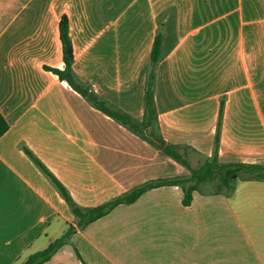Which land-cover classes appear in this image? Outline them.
I'll list each match as a JSON object with an SVG mask.
<instances>
[{
    "label": "crops",
    "instance_id": "1",
    "mask_svg": "<svg viewBox=\"0 0 264 264\" xmlns=\"http://www.w3.org/2000/svg\"><path fill=\"white\" fill-rule=\"evenodd\" d=\"M64 16L79 84L142 122L160 34L165 143L193 169L264 166V0H0V264H24L70 229L46 264H264V181L195 193L190 206L180 186L156 187L80 227L73 206L191 172L46 69H65Z\"/></svg>",
    "mask_w": 264,
    "mask_h": 264
},
{
    "label": "trees",
    "instance_id": "2",
    "mask_svg": "<svg viewBox=\"0 0 264 264\" xmlns=\"http://www.w3.org/2000/svg\"><path fill=\"white\" fill-rule=\"evenodd\" d=\"M60 37L63 44L65 69L60 70L50 67H46V69L57 75L60 80L67 81L75 91L85 97L96 109L118 121L143 140L158 149H160L161 144H164L165 147L162 149V152L187 167L191 172V176L187 179L147 183L132 190L122 198L91 210L83 211L80 208L73 206L74 213L81 219L80 227L106 216L118 205L132 204L136 202L143 194L156 187L180 186L184 191L183 204L185 206H190L193 202L195 193L205 192L203 190V186L212 184L214 185V190H211L208 193L218 195L221 194L231 197L236 191L239 181H264V166L262 165L244 163L220 164L215 158L206 161L200 168L193 169L186 156L180 153L178 147L165 143L158 131L159 117L155 103V81L161 57L162 35L159 34L157 36L152 50L150 71L147 80L145 112L142 122H139L130 115L113 108L104 99L91 90V88L84 87L75 80L73 71L75 56L70 37V24L66 16H64L60 22ZM9 128L10 126L8 121L0 111V139L9 131ZM218 143L217 139V145ZM56 183L59 185L63 196L67 199V201L71 202L70 196L65 188L57 181ZM71 235L72 230L70 229L62 238L52 242L46 249L29 256L24 264H46L62 249L63 246L67 244Z\"/></svg>",
    "mask_w": 264,
    "mask_h": 264
},
{
    "label": "rangeland",
    "instance_id": "3",
    "mask_svg": "<svg viewBox=\"0 0 264 264\" xmlns=\"http://www.w3.org/2000/svg\"><path fill=\"white\" fill-rule=\"evenodd\" d=\"M197 167V166H196ZM203 190L205 191V192H209V191H211V190H214V185H206V186H203Z\"/></svg>",
    "mask_w": 264,
    "mask_h": 264
},
{
    "label": "water",
    "instance_id": "4",
    "mask_svg": "<svg viewBox=\"0 0 264 264\" xmlns=\"http://www.w3.org/2000/svg\"><path fill=\"white\" fill-rule=\"evenodd\" d=\"M162 148L164 147V145L162 144V146H161Z\"/></svg>",
    "mask_w": 264,
    "mask_h": 264
}]
</instances>
